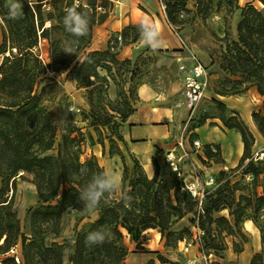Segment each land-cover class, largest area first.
<instances>
[{"label": "trees", "instance_id": "1", "mask_svg": "<svg viewBox=\"0 0 264 264\" xmlns=\"http://www.w3.org/2000/svg\"><path fill=\"white\" fill-rule=\"evenodd\" d=\"M104 1L100 0V4ZM193 1L195 11L191 17L202 20L208 10L218 13L222 7L225 9L222 16L224 35L216 36L220 45L211 52V62L217 64L224 76L219 86L212 90L232 95L254 87L260 105L251 112V118L264 140V0H249L242 6L239 0ZM72 2L0 0L4 27L0 44V253L8 254L0 264H123L129 253L124 244L126 234L138 240L144 231L155 229L163 246L174 248L191 235L190 226H178L187 214L191 215L192 228L197 224L203 230L201 250L214 255H220L227 247V240L221 235L232 236L233 252H241L248 237L239 225L245 218L251 219L259 231L260 250L252 253L248 264H264V154L253 156L255 137L238 111H227L223 103L211 99L220 110L216 117L225 127L240 133L243 151L235 167L219 170L218 174L225 178L207 189L198 212L197 200L186 190L182 179L172 172L169 179L164 178L163 164L155 156L152 157L154 173L149 177L127 148L120 126L136 105L127 95L117 99L114 105L109 101L106 107H98L90 97L89 109L82 113V120L92 127L97 138L94 139L89 131L87 138L76 124L75 111L68 110L61 84L46 75L48 71L58 72L70 67L75 81L89 85L93 83L90 77L106 81L98 67L110 71L109 63H118V51L111 52L109 48L86 50L93 27L105 18L96 14V0H85L87 6L77 8L87 16V34L76 37L66 31L65 9L72 7ZM162 2L166 19L172 25L179 23L181 11L190 12L186 8L187 0ZM256 2L261 6H256ZM14 3L21 5L22 18L17 20L9 18ZM46 3L50 8L43 13L41 7ZM237 10L235 37L231 38L227 21ZM44 18L50 21L47 27ZM57 30L61 36H50ZM39 37L48 38L47 60L40 59L34 52ZM12 47L16 48L15 52ZM68 48L73 49L72 53L66 51ZM7 51L9 53L5 54ZM45 79L50 82L42 84ZM55 102L62 107L54 118L51 108ZM208 117L204 113L193 127L203 124ZM193 135L196 134L193 132ZM87 140L100 144L101 154L118 155L123 167L120 191L106 196L95 209L85 206L80 193L93 174L106 171L95 154L83 157ZM121 145L131 157L132 166L126 163ZM212 145L215 150L204 144L203 153L207 158L219 160V146ZM20 172L31 175L38 198V204L29 211V234L22 230L12 209V195L8 194L9 184H13ZM237 172L239 178L249 175L250 180L248 185L242 186L247 192L239 194L235 202L234 188L238 180L231 182L230 177ZM122 194L131 200H123ZM225 209L228 216L218 214ZM69 216L74 223L65 235ZM101 227L108 230L110 237L103 244H86L87 234ZM18 245L20 255L16 262L11 251ZM153 252L157 260L151 258L141 264H175L158 251ZM209 264L225 263L210 260Z\"/></svg>", "mask_w": 264, "mask_h": 264}, {"label": "rangeland", "instance_id": "2", "mask_svg": "<svg viewBox=\"0 0 264 264\" xmlns=\"http://www.w3.org/2000/svg\"><path fill=\"white\" fill-rule=\"evenodd\" d=\"M246 1L247 0H239V4L242 6ZM102 4V10L96 11V14L104 15L105 18L102 23L93 27L91 40L86 50H102L109 48L111 52L118 51V63L110 62V71H107L103 67H98L97 69L99 74L106 78V81L90 77L91 80H93V83L89 85H85V83L79 84L73 79V73L70 67L58 72L48 71L46 73V75L61 84L66 96L68 110H73L76 113V124L81 127V130L85 133L86 137L87 132L89 131L93 138L96 139V132L92 127L87 126L86 121L82 120V113L89 109L90 97L92 96L94 104L98 105V107L103 105L106 107V104H109V101L114 105L115 101L117 99L120 100V97L123 95H127L130 102L136 104V99H138L137 87L140 83L144 82L150 85L153 90V96L150 98V105L153 108L152 110L158 113L159 116L161 112L165 111L166 107L173 108L175 112L181 110L183 112L180 117L175 116L172 121L166 123L164 129L166 128L168 134L161 139L157 138L152 145H150L148 139L139 135L137 136V134L135 136V132H137L134 129L135 124L131 125L126 124L125 122L122 123L120 126V132L126 142L127 148L131 150L142 165V160L146 156L153 154L157 158L159 153H163L164 150L169 147H172V149L174 148L176 156L183 155V151L177 143L182 135L184 139L183 144L187 143V147L189 148L188 152L194 153L197 148L193 146L192 140L197 139V137L193 135L192 131H190L192 130L193 125L197 124L204 113L209 115V126L216 124L219 119L212 118H217L216 116L220 114V110L217 105L207 97H203L193 110H189L185 107L176 57L179 55H188L189 52L194 53L209 72L210 79L207 87L217 88L219 86V80L223 79L224 74L217 68L215 62H211V52L219 48L220 45L216 36L222 37L224 35L223 30L225 23L222 16L225 13V9L222 7V10L218 13L213 12V9L208 10V15L202 20L196 17H191L192 12L195 11V6L193 5L194 1L187 0L186 8L190 9V12H180L178 15L179 23L173 25L175 31L169 27L170 33L168 36L169 39H171L170 41L175 42L173 46H180V49H178L179 52L176 53L175 51H177V49L175 50L172 44L161 42V38H164L163 36H158L161 46L157 49H152L144 42L140 32V25L143 21H137V17L134 15V10L138 12L139 10L143 11V9L136 0H105ZM255 4L258 7L261 6L257 2ZM41 9L43 13L49 10L45 6H42ZM157 16L159 17L160 14L157 13ZM238 17L239 10L235 11L227 21L229 25L228 31L231 38L235 37V25ZM132 18L134 20L133 22H131ZM44 19V26L47 27L50 21L46 18ZM3 33L4 27L0 18V44L2 42ZM118 33L121 34V39L117 38ZM213 34H215V36ZM178 35L184 40L187 48L182 49L178 40ZM50 36L58 37L61 36V33L57 30ZM165 37H167V35ZM124 42H126V44H124ZM38 45H40V48ZM48 50V38L39 37L34 52L40 59L47 60ZM48 82H50V80L45 79L42 84ZM90 90H92L91 93ZM244 93L245 92L240 94ZM258 99L257 96L253 97L252 94L247 93L241 100L245 102L244 105L246 104V107H254L253 110H255L260 103ZM248 102H250L251 105H249ZM60 107L62 106L59 105L58 102H55L51 108L52 117L55 118L60 114ZM217 131H219V129ZM105 142L107 141L105 140ZM106 146H108L107 143ZM121 147L125 154L126 163L129 166H132L133 162L131 157H129L124 146L121 145ZM83 149V157L89 153L95 154L104 170L111 175L119 177V181L121 180L123 167L118 155L110 156L107 153L101 154V145L98 143L91 144L89 140H87ZM260 151H264V146L258 150L254 147L253 156H255L256 152ZM167 152L164 156H166ZM164 160V178L169 179L172 171L166 161V157H164ZM188 161L189 158L187 154L182 156L180 164L184 171L183 177H185L186 174L193 172H187ZM209 165L211 164H205V166ZM149 168L150 167L148 166L147 170H149ZM201 174L198 172L199 177H206L204 174H202L203 176ZM224 178L225 176L217 173L215 185L222 183ZM230 180L231 182L238 180V184L235 185L234 188L236 202L239 194L247 192L246 188H242V186L249 184L250 176L246 175L239 178V173L237 172L231 175ZM9 187L10 190L8 191V194L10 196L12 195V209L16 212L17 217L20 220L22 230L26 234H29V211L32 207L38 204L35 186L31 182V175L20 172L14 178L13 184H9ZM226 213L227 210H222L218 214L224 215ZM190 217L191 215L187 214L178 224V226H190L191 235L186 236V241L193 240L195 232V229L192 228V224L189 223ZM73 223L74 219L72 216L67 217L66 228L64 231L65 235L69 233ZM239 226L242 228L241 224ZM156 236L155 231H148V233L141 234L137 240L135 237L126 234L124 244L127 246L129 253L123 264L144 263L139 262L140 259L137 254L140 252L151 253L152 256L157 259L156 253L150 251L151 248L157 246ZM221 236L225 241H231L232 239V236L229 235ZM182 245L183 244L180 242L177 243V246L174 248L164 247L158 252L162 256L170 259L169 257L171 255L177 256L182 253ZM178 247H180L179 250H177ZM11 255H20V245H18L15 250L11 251ZM6 256H8V254L0 253V262L3 261Z\"/></svg>", "mask_w": 264, "mask_h": 264}, {"label": "crops", "instance_id": "3", "mask_svg": "<svg viewBox=\"0 0 264 264\" xmlns=\"http://www.w3.org/2000/svg\"><path fill=\"white\" fill-rule=\"evenodd\" d=\"M137 3L140 5V7L143 9V11L139 10L138 12L134 9V15L137 17V21H148L152 24H154L159 32V37L163 36L164 38H161V42H164L165 44H172V46L175 44V42L170 41L168 34L170 33V26L168 24V21L166 19L165 13L162 12L161 8L159 7V4L157 0H136ZM247 0L246 2H248ZM240 5V4H239ZM133 13V12H132ZM157 13L160 14V16H157ZM133 18L132 21L133 22ZM167 35V37H165ZM160 40V39H159ZM178 41V40H177ZM180 45V44H179ZM165 47V46H164ZM176 53L179 52L178 49H180V46H173ZM211 77V76H210ZM210 79V78H209ZM153 90L150 85L142 82L137 87V95L138 99L136 101L135 110L133 113H131L126 120V124H135L134 129L137 131L135 132V136H141L146 139H148V142L150 145H152L157 138H163L166 134H168V131L166 128L164 129V126L167 122L172 121L175 116L180 117L182 115V110L179 112H175L173 108L166 107L164 112L160 113V116L158 113L154 112L151 107V101L150 98L153 96L152 94ZM252 94L253 97H258V101H260V97L258 93L256 92L254 87H249L244 94H232V95H221L215 93L211 87H207L204 92V97L211 99H215L221 103H223L226 107V110H236L238 111L241 118L244 120V122L247 124V126L250 128V130L253 132L255 137V143L253 145V148L256 147L257 150L263 148L264 146V140L261 137V135L257 132L252 118H251V112L253 111L254 107H247L244 105V101L241 99L243 96H245L247 93ZM249 105H251L250 102H248ZM260 105V103H259ZM259 108V106L257 107ZM177 113V114H176ZM212 119H218V118H212ZM209 118L206 119V121L198 126L192 127V132H194L196 137L200 140L202 143L201 147H198L195 149L196 151L194 153H189V148L187 147V143L184 144L185 150L187 152V156L189 158L188 165H187V172H195L198 171L200 174H204V176H213L215 178V175L219 172V170L224 169L227 170L228 168L235 167L241 157L242 151H243V144L241 141V135L238 131L235 129L227 128L223 125V123L219 120L216 124L209 126L208 125ZM141 126V127H139ZM219 129V131H217ZM210 145L212 147V150H215L213 147H215L212 144H217L219 146V160H216L214 158H207L205 154L203 153V146ZM172 149V147L166 148L163 153H159L157 156V159L160 163L164 166V155L165 153ZM152 156L153 154H150L146 156L142 160V165L148 164L150 167L149 170H145V173L151 177L154 173L153 170V164H152ZM211 164L209 166H205V164ZM166 169V167H165ZM202 171V172H201ZM192 172V173H193ZM201 174V175H202ZM190 173L185 175V180H189ZM203 176V175H202ZM226 210V209H225ZM226 216V214H224ZM243 232L247 235V241H245L242 245L243 249L239 253L233 252L231 241H227V247L220 252V255H214L210 254V260H218L221 263H231V262H239L241 264H248L249 259L252 255V253L260 250V236L259 231L253 221L249 218H245L243 222L241 223ZM148 231H155V235H157V246L151 248L150 251H159L164 248L163 241L160 239L159 233L155 229H148L144 231V233H148ZM180 247L177 248L179 250ZM199 250L197 249L196 244H192L186 251H182L181 254L177 256H170L169 260L175 262V264H185L187 259L190 258H196L198 260V264H204L198 256ZM139 256L140 261L139 262H145L151 258L156 259V257H153L151 253H143L140 252L137 254ZM157 260V259H156ZM164 264H171V263H164Z\"/></svg>", "mask_w": 264, "mask_h": 264}, {"label": "built area", "instance_id": "4", "mask_svg": "<svg viewBox=\"0 0 264 264\" xmlns=\"http://www.w3.org/2000/svg\"><path fill=\"white\" fill-rule=\"evenodd\" d=\"M96 4L94 6L95 11H101L102 5L100 4V0H96ZM159 7L161 8L162 12L165 13V5L163 4L162 0H157ZM29 3L32 5V1H29ZM73 5H80L87 6L85 4V0H73ZM45 7L47 9L50 8L49 3L45 4ZM77 7V8H78ZM169 26L174 30L173 25L168 22ZM175 31V30H174ZM117 38L121 39L120 33L117 34ZM178 40L182 46V49L187 48L184 40L178 35ZM40 48V45H38ZM11 50L13 52L16 51L15 47H12ZM7 51L5 54H8ZM177 61V68L180 73V81L182 85V94H183V102L187 109L193 110L198 102L204 97L205 89L208 86L209 83V72L206 69L205 66L198 60L196 55L192 52H189L188 55H179L176 57ZM178 146L182 149L183 155L176 156L174 153V148L167 152L166 154V161L168 162L170 169L172 173L177 177L183 180L184 186L186 190L190 193L192 197H194L197 200V209L198 212L201 209V203L202 199L207 192V189L215 185V178L213 176H208L205 178H201L198 176V171H195L193 173H190L189 180H185L183 177L184 171L181 168L180 161L182 159V156L186 155L187 152L184 147V139L183 136H180L179 141L177 142ZM192 144L194 147L198 148L202 146V143L200 140L193 139ZM263 151L256 152L255 157H262ZM197 221V217H195ZM195 229L193 240L191 241H180L183 245V250L186 251L188 247H190L192 244L197 245V249L199 250L198 256L199 259L204 264H209L210 261V254H206L203 250H201V236L203 234V230L199 228V226L196 224V226L193 227ZM179 242V243H180ZM16 262H19V258L17 255L14 256ZM185 264H198V260L196 258H190L187 259Z\"/></svg>", "mask_w": 264, "mask_h": 264}, {"label": "clouds", "instance_id": "5", "mask_svg": "<svg viewBox=\"0 0 264 264\" xmlns=\"http://www.w3.org/2000/svg\"><path fill=\"white\" fill-rule=\"evenodd\" d=\"M78 5L65 9V16L63 23L66 31L70 32L76 37H81L87 34L88 31V19L87 16L77 11ZM21 5L14 3L11 6L10 19L17 20L22 18V12L20 11ZM140 32L144 42L152 49H157L161 46L158 36L159 32L156 26L148 21L141 22ZM68 53H72L73 49H66ZM82 171H85L82 169ZM120 191L119 177L111 175L107 172L93 174L89 182L85 185L80 193V200H82L87 208L95 209L99 207L102 200L106 196L110 197ZM122 199L127 201L131 200V197L126 194H122ZM110 237V233L104 227L96 231L89 232L85 237V243L88 245L103 244L107 238Z\"/></svg>", "mask_w": 264, "mask_h": 264}, {"label": "bare ground", "instance_id": "6", "mask_svg": "<svg viewBox=\"0 0 264 264\" xmlns=\"http://www.w3.org/2000/svg\"><path fill=\"white\" fill-rule=\"evenodd\" d=\"M143 168H144L145 170H147V169H148V165H147V164H144V165H143Z\"/></svg>", "mask_w": 264, "mask_h": 264}]
</instances>
